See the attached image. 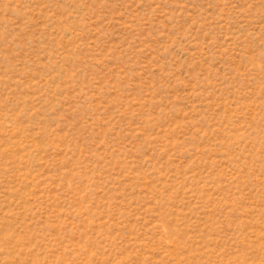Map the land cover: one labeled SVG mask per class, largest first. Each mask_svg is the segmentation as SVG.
Wrapping results in <instances>:
<instances>
[{"label":"rangeland","instance_id":"rangeland-1","mask_svg":"<svg viewBox=\"0 0 264 264\" xmlns=\"http://www.w3.org/2000/svg\"><path fill=\"white\" fill-rule=\"evenodd\" d=\"M0 264H264V0H0Z\"/></svg>","mask_w":264,"mask_h":264}]
</instances>
